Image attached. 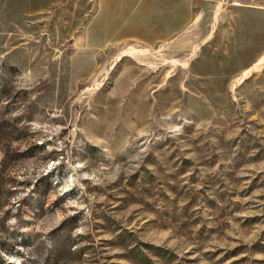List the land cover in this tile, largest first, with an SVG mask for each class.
Wrapping results in <instances>:
<instances>
[{
    "label": "rangeland",
    "instance_id": "374dc122",
    "mask_svg": "<svg viewBox=\"0 0 264 264\" xmlns=\"http://www.w3.org/2000/svg\"><path fill=\"white\" fill-rule=\"evenodd\" d=\"M55 3L0 20V264H264V0Z\"/></svg>",
    "mask_w": 264,
    "mask_h": 264
},
{
    "label": "crops",
    "instance_id": "0c3cea01",
    "mask_svg": "<svg viewBox=\"0 0 264 264\" xmlns=\"http://www.w3.org/2000/svg\"><path fill=\"white\" fill-rule=\"evenodd\" d=\"M2 1L3 0H0V4ZM55 1L57 0H7L2 10L0 9V20H8L9 13L16 7L30 13L52 11L53 8L58 5Z\"/></svg>",
    "mask_w": 264,
    "mask_h": 264
}]
</instances>
